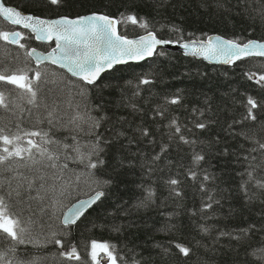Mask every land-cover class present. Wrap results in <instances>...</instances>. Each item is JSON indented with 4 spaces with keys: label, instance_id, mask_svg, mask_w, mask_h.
Here are the masks:
<instances>
[{
    "label": "trees",
    "instance_id": "trees-1",
    "mask_svg": "<svg viewBox=\"0 0 264 264\" xmlns=\"http://www.w3.org/2000/svg\"><path fill=\"white\" fill-rule=\"evenodd\" d=\"M6 3L50 19L105 14L120 21L121 34L126 37L155 32L158 37L171 41L205 40L215 34L239 43L264 41V15L261 14L264 0H63L59 6L37 3V0H6ZM129 14L142 18L148 28L125 22L124 17ZM13 30L16 28L0 17V31ZM21 32L25 35V40L21 41L26 44L23 49L0 41V67L23 69L30 77L34 71H41L46 82L40 85L41 93L45 87L53 90L48 93L49 101L59 97L64 101L71 100L73 108L79 105L77 110L88 121L79 123L86 129L96 118L103 116L96 129L97 135L124 144L135 137L138 145L131 147L133 151L142 150L144 155L135 158L134 167L121 169L119 177L107 168L100 169L94 178H90L81 172V165L69 162L64 180L52 181L56 190L50 192V196L56 202L55 207L43 212L38 202L27 196L17 197L14 193L13 210L26 228L23 233L25 243L9 245L6 240L0 241V255H4V259L11 260L12 264L22 260H35L36 264H95L91 259V243L95 241L109 244L120 264H127L133 253L141 264H260L257 256L251 253L264 248V203H261L264 195L257 192L256 199L247 201L241 191L242 179L247 177L239 175L247 164L243 159L238 162L234 155H247V150L254 145L242 136L230 134L228 126L242 119L248 96L264 103V85L256 82L259 75L264 74V58L248 57L233 66H225L209 64L176 51L159 50L148 61L116 67L102 76L97 86H92L54 65L37 66L27 56V51L35 47L47 52L54 43H41L30 32ZM250 74H255V78L249 79ZM143 79L150 83H140ZM69 81L74 84L65 88ZM12 87L0 86L9 103V110L0 108V122L14 124L22 116L24 126L31 127L39 112L27 104V96L20 90H8ZM57 88L60 91H56ZM78 91L83 92L82 97L77 95ZM172 97H179L180 103H167ZM97 104L102 107L97 109ZM131 105L142 111H133ZM29 108L32 109L31 116ZM161 110L164 115L155 116ZM256 111L261 124L254 129L247 127L250 122L233 125L237 132L244 129L255 132L258 137L262 135L258 130L264 126V108ZM89 116L92 120H88ZM173 119L186 137L197 141L195 145L190 147L169 139V122ZM200 121L211 123L203 130L194 128V123ZM138 126L149 128L153 144L147 139H139L135 133ZM117 132L126 135L116 140ZM55 135L59 139L67 137V142L72 143L66 128H60ZM77 139L85 152L95 142L93 135L83 133ZM161 144H168L169 148L156 162L157 170L149 177L140 164L160 152ZM193 147L205 156L202 169L214 175L215 180L204 183L208 189L215 190L216 198L220 200L219 205L206 211H201L206 202V193L200 190L203 172L200 168L194 169L199 174L197 180L186 172L193 167ZM225 148L228 155L223 154ZM77 175L81 177L79 181L75 180ZM10 176L11 173L0 170L5 192L17 184L15 180L3 179ZM109 177H113L111 186L100 185L106 195L76 225H70V231L65 228L61 223L64 212L77 200L98 190L92 179L102 181ZM169 177H178L182 181L179 185L181 195L176 196L170 191L165 183ZM148 188L154 195L146 207H138L139 201L148 196ZM200 225L207 226L210 231H201ZM250 225H256V228L244 235L242 230ZM221 231L239 234L241 238H218ZM53 233L66 243L74 244L82 260L66 261L60 255L62 249L48 242ZM175 243L188 246L192 252L184 257ZM98 257L107 259L102 252Z\"/></svg>",
    "mask_w": 264,
    "mask_h": 264
},
{
    "label": "snow or ice",
    "instance_id": "snow-or-ice-1",
    "mask_svg": "<svg viewBox=\"0 0 264 264\" xmlns=\"http://www.w3.org/2000/svg\"><path fill=\"white\" fill-rule=\"evenodd\" d=\"M41 2L49 6H59L63 3V0H37V3ZM261 14L264 15V10ZM0 17L14 26L19 25L35 33V39L37 40L56 42L55 47L46 56H35L36 49L34 48L27 51V56L35 57L37 63L50 61L52 64L58 65L71 73L73 77L79 78L84 84L92 86H97L101 73L106 69L113 67L115 63L126 62L125 57L144 59L145 56H152L155 53L157 45L173 43L170 40L158 39L152 32L140 37L138 40H129L127 37L119 35L116 30V25L120 21L106 15L93 14L79 19L65 17L47 21L32 14L22 13L7 5L6 0H0ZM124 21L139 24L140 27L145 29L148 28L146 21L142 18L138 19L133 14L125 16ZM22 40H25V35L20 31H0V41L18 45L23 49L26 44L21 43ZM192 44V55H202L205 59L217 60L224 64H234L251 56L264 57V43L258 41H248L241 44L234 40L216 37L215 42L209 38L206 43L200 42L198 47L195 46V41ZM183 47L187 49L190 45L185 43ZM248 78H255V74H250ZM256 82L264 85V74H260ZM44 83L46 82L43 80L41 71H34L30 77L23 69L0 67V86L11 85L13 87L8 89L9 91L20 90L22 95L27 96V104L32 105L39 112V116L31 127L24 126L22 116L14 124L0 122V170L11 173L10 177H4L3 179H8L10 182L11 180L17 181L16 187L7 192L3 190V184L0 181V241L6 240L9 245L25 243L23 233H25L26 228L13 210L15 206L12 202L14 193L17 197L27 196L29 199L38 202L41 205L40 210L43 212L46 208L55 207L56 202L50 196V192L56 190V185L52 181L64 180L65 173L69 170V162L81 165V172H85L90 178H94L96 172L100 169L107 168L111 169L115 177H119L121 169L134 167L137 163L135 158L138 155H144L142 150L133 151L131 146L138 145V139L135 137L129 138L127 144H124L113 143L112 140L103 139L100 135H97L96 129L100 127V121L104 119L103 116L96 118L87 129L82 127L79 122L85 121L87 123L88 121L77 110L79 105L73 108L71 100L64 101L59 97L49 101L48 93L53 90L45 87L41 93L40 85ZM140 83L149 84L150 81L143 79ZM68 84H74V82H67L65 88ZM56 91H60V89L57 88ZM53 95L55 96V92H53ZM77 95L82 97L83 92L78 91ZM166 102L179 104L180 98L172 97ZM95 107L99 109L102 106L97 104ZM131 107L133 111H142L136 105H131ZM0 108L9 110L8 99L4 91H0ZM244 108L245 112L242 119L229 124L228 131L230 134L242 136L254 145L247 150V155L234 153L238 162L243 159L247 164L244 172L239 173L241 177H247V179H242L241 191L244 192L247 201L252 202L257 198V192L264 195V126L259 128L258 131L262 135L258 137L255 132L244 129L237 132L233 125L250 122L247 127L250 129L256 128V125L261 124L256 110L264 108V103L248 96L244 102ZM67 109H72V111L69 112ZM28 113L30 116L33 115L31 108L28 109ZM163 115V110L155 113V116ZM88 120H92V118L89 116ZM210 123L211 121L195 122L194 128L203 130L208 128ZM40 125H46V127H40ZM60 128L68 130L72 143L67 142V137L64 139L57 138L55 133ZM169 129L170 140H178L190 147L197 143L195 139H190L184 135L182 127L176 120L173 119L169 122ZM80 133L94 136L95 142L91 144L90 150L87 152L81 150V145L77 139ZM135 133L138 134L139 139H147L149 144L154 143L149 128L138 126ZM125 135L126 133L117 132L115 139L119 140L121 136ZM168 148V144H161L160 152L155 153L150 161L144 160L141 162L140 166L142 169H146L145 174L147 176L150 177L157 170L155 167L156 162L161 159ZM192 151L193 167L187 169L186 172L193 180H197L199 175L194 169L200 168L203 172L200 190L206 193V202L202 204L201 211H206L212 209L214 205L220 204V200L216 198L215 190L208 189L206 183H204L215 180V176L203 171L202 162L205 161V156L197 152L194 147ZM253 153L257 155H253ZM223 154L228 155L227 148L223 150ZM257 156H259V161H257ZM105 157L109 158L105 159ZM254 161L257 162L253 163ZM21 169L26 171H21ZM80 178L77 175L75 180L79 181ZM92 182L97 185L98 190H95L94 196L87 204L81 202L80 208H76L71 216L63 218L61 223L65 228H69L70 225L76 223L83 215L85 207H90L106 195L104 188L100 185L102 184L104 187L111 186L113 177L102 181L92 179ZM165 183L173 194L176 196L181 195L179 185L182 181L178 177H169ZM9 187L11 188V183H9ZM146 191L148 196L139 201L138 207H146L147 201L154 195L151 188L146 189ZM45 201L48 203L45 204ZM261 203H264V200H261ZM199 227L205 233L210 231L205 225ZM255 228L256 225H250L249 228L243 229L242 233L247 235ZM62 235L64 234L62 233ZM223 236L237 240L241 238V235L232 232L221 231L218 233V238ZM48 242L54 243L62 249L60 255L66 261L79 262L82 260L76 246L70 242L66 243L63 238H57L55 233L52 234V238ZM175 247L178 249L179 254L184 257H188L192 252L191 248L180 243H175ZM11 250L15 251L14 248ZM165 251L167 252L168 249H165ZM101 252L105 254L110 264H120L109 244L93 241L91 243V259L95 264H100L98 256ZM251 254L257 256L260 264H264V248L254 250ZM0 262L2 264H12L11 260L4 259V255H0ZM19 264H36V261L22 260L19 261ZM127 264H141V261L136 259V255L133 253Z\"/></svg>",
    "mask_w": 264,
    "mask_h": 264
},
{
    "label": "water",
    "instance_id": "water-1",
    "mask_svg": "<svg viewBox=\"0 0 264 264\" xmlns=\"http://www.w3.org/2000/svg\"><path fill=\"white\" fill-rule=\"evenodd\" d=\"M7 5H9V4H7ZM9 6H11V7H13V8H15V9H17V10H19V11H21L22 13H26V14H32V15H34V16H38V15H35V14H33V13H28V12H24V11H22L21 9H19V8H17V7H15V6H13V5H9ZM93 14H98V15H104V14H100V13H93ZM93 14H89V15H84V16H80V17H67L68 19H79V18H82V17H87V16H90V15H93ZM106 16H108V15H106ZM38 17H40L41 19H44V20H47V21H52V20H56V19H47V18H43V17H41V16H38ZM109 17H111V16H109ZM61 18H65V17H61ZM111 18H113V19H116V20H118L117 18H114V17H111ZM58 19H60V18H58ZM6 21V20H5ZM8 23H10L9 21H7ZM11 24V23H10ZM12 25V24H11ZM12 26H14V25H12ZM14 27H18V28H20V29H23V30H27V31H29L30 32V30H28V29H24L22 26H19V25H16V26H14ZM116 30H117V32H118V34L119 35H121V36H123L122 34H121V30H120V24L118 23L117 25H116ZM34 37L36 36V34L35 33H32V32H30ZM152 33H154L155 35H156V37L158 38V39H160V40H165V41H168V40H166V39H162V38H160V37H158V35L155 33V32H152ZM148 33H146V34H143V35H140V36H137V37H127V39H129V40H138L140 37H142V36H145V35H147ZM126 37V36H125ZM216 37H221V38H223V39H225V40H231V39H228V38H226V37H224V36H222V35H219V34H215V35H212V36H209L206 40H198V39H191V40H184V41H173V43H170V44H160V45H157L156 46V50H155V53L152 55V56H145V58L144 59H129V58H127V57H125V60H126V62H124V63H115L114 65H113V67H111V68H109V69H106L103 73H101V76H100V79L102 78V76H104L106 73H109V72H111L113 69H115L116 67H119V66H123V65H127V64H135V63H142V62H145V61H148V60H150V59H152L155 55H156V53L159 51V50H161V49H164V50H169V51H176V52H179V53H182V54H184V55H186V56H189V57H193V58H197V59H200V60H203V61H205V62H207V63H209V64H215V65H225V66H233L234 64H224V63H221V62H219V61H217V60H209V59H205L204 58V56H202V55H192L191 54V50H192V47H193V44H192V42L193 41H195L196 42V47H198L199 46V43L200 42H207L208 40H209V38H211L214 42H215V38ZM36 41H38V42H41V43H47V44H51V43H56L55 41H52V42H49V41H46V40H37L36 39ZM171 41V40H170ZM254 41H258V40H254ZM258 42H260V43H264V41H258ZM185 43H187V44H189L190 45V47L189 48H184L183 47V45L185 44ZM241 44H243V43H241ZM33 49V48H32ZM34 49H36V53H35V56H37V57H42V56H46L49 52H51L52 50H50V51H48V52H45V51H42V50H39V49H37V48H34ZM251 57H260V56H251ZM246 58H248V57H246ZM264 58V57H263ZM32 59L34 60V62H35V64L37 65V66H41L42 64H52L50 61H43L42 63H37V60L35 59V57H32ZM245 59V58H244ZM240 61V60H239ZM238 62V61H237ZM236 62V63H237ZM52 65H54V64H52ZM55 66H57V67H59L58 65H55ZM60 68V67H59ZM61 69H63V68H61ZM65 70V69H64ZM66 71V70H65ZM70 75H71V73H69ZM77 78V77H76ZM99 79V80H100ZM98 80V81H99ZM97 81V82H98ZM95 194V193H94ZM94 194H92V195H90L89 197H86V198H82V199H80V200H77L76 202H74L66 211H65V213H64V216H63V218L65 217V216H71V213L76 209V208H80L81 207V202H85V204H87V202L94 196ZM98 202V201H97ZM96 202V203H97ZM95 203V204H96ZM95 204H92L90 207H85L84 208V210H83V215L82 216H80V218L76 221V223L95 205ZM76 223L75 224H72V225H76Z\"/></svg>",
    "mask_w": 264,
    "mask_h": 264
},
{
    "label": "rangeland",
    "instance_id": "rangeland-1",
    "mask_svg": "<svg viewBox=\"0 0 264 264\" xmlns=\"http://www.w3.org/2000/svg\"><path fill=\"white\" fill-rule=\"evenodd\" d=\"M98 259H100L101 264H102V262H104V264H110V261L107 259H102L101 257H98Z\"/></svg>",
    "mask_w": 264,
    "mask_h": 264
},
{
    "label": "bare ground",
    "instance_id": "bare-ground-1",
    "mask_svg": "<svg viewBox=\"0 0 264 264\" xmlns=\"http://www.w3.org/2000/svg\"><path fill=\"white\" fill-rule=\"evenodd\" d=\"M212 36V35H211ZM206 40V39H205ZM32 58V57H31ZM52 65V64H51ZM55 66V65H54Z\"/></svg>",
    "mask_w": 264,
    "mask_h": 264
}]
</instances>
